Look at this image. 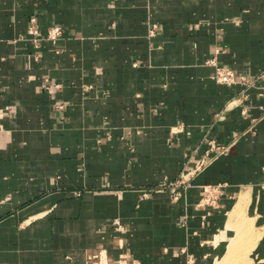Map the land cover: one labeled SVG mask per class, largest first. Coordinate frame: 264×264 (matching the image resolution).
I'll return each instance as SVG.
<instances>
[{"label": "crops", "instance_id": "0c3cea01", "mask_svg": "<svg viewBox=\"0 0 264 264\" xmlns=\"http://www.w3.org/2000/svg\"><path fill=\"white\" fill-rule=\"evenodd\" d=\"M226 261L264 264V0H0V264Z\"/></svg>", "mask_w": 264, "mask_h": 264}, {"label": "built area", "instance_id": "2783aa9c", "mask_svg": "<svg viewBox=\"0 0 264 264\" xmlns=\"http://www.w3.org/2000/svg\"><path fill=\"white\" fill-rule=\"evenodd\" d=\"M155 31H156V26L154 25L151 28L149 35L153 36ZM26 34H27L29 40L32 42L34 49L38 50L40 48L41 42L44 40H47V41L55 44L60 39V37L62 36V29L60 27H57V26H52L51 28H49L47 30L45 37H42L40 35L39 29H38L37 20L34 16H32L29 18V25H28ZM37 58L38 57L36 55L35 60H37ZM212 65L215 68L214 74H213V79L217 84H223V85H229V86L238 84L245 89L251 88L254 84L253 80L247 79L245 76H237L233 70H231L227 67L217 66L214 63H212ZM44 86L46 87L47 85L44 84ZM210 145H211V149H215L217 154L222 155V154H226L228 152V148H226V147L215 146L213 144H210ZM200 169H202V166L199 164V166L196 167L190 174L193 176ZM183 174H186V176H188L189 172H186ZM187 182H188V179H185L182 177V179L179 180L178 182L169 185L167 190L172 193V199L174 201H176L179 197L178 196L179 195L178 194L179 187L180 186L181 187L186 186ZM214 199H215V197H214ZM208 201H210V199H208ZM114 224L117 225L118 222L115 221Z\"/></svg>", "mask_w": 264, "mask_h": 264}, {"label": "bare ground", "instance_id": "6f19581e", "mask_svg": "<svg viewBox=\"0 0 264 264\" xmlns=\"http://www.w3.org/2000/svg\"><path fill=\"white\" fill-rule=\"evenodd\" d=\"M210 144H213L215 146H218L215 142H209L208 143V149H207V152L208 153H211L213 154L211 157H209L210 155H207V157H203L199 160V162H197L193 169L191 171H189V175L186 176V174H183L181 173L180 177L178 178L177 181L175 182H172L171 184L173 183H176L178 182L179 180L183 178L185 179H188V182L186 184V186H188V184L191 182L192 179L195 178L196 175H198L200 172H202L208 165L209 163H211L212 161L218 159L219 157H222V156H226L229 154V148H228V152L226 154H217V152L215 151V149H211V145ZM199 164L202 166V169H200L197 173H195L193 176L190 174L196 167L199 166ZM170 185V184H169ZM184 186V187H186ZM183 187H179L178 189V196L180 197V190L182 189ZM202 195H201V201H200V204L201 206H204V207H213L216 205L217 201H218V198H219V194H220V186H217V185H213V184H206L204 186H202V191H201ZM178 197V199H179ZM213 197V198H212ZM215 197V199H214ZM177 199V200H178ZM208 199H210V201H208Z\"/></svg>", "mask_w": 264, "mask_h": 264}, {"label": "rangeland", "instance_id": "374dc122", "mask_svg": "<svg viewBox=\"0 0 264 264\" xmlns=\"http://www.w3.org/2000/svg\"><path fill=\"white\" fill-rule=\"evenodd\" d=\"M234 228L237 230V233L239 234L238 236L240 239V246H242L241 248H244L246 245H248L251 242L253 243L255 237L261 234L260 233L261 230L254 224V222L250 221L248 223L247 220H242V216L240 215V213L238 215V218H236V223L234 224ZM231 258L232 257L229 258L230 261H232ZM238 260L240 262L241 260H243V258L241 259L240 257H238ZM227 264H230V263L227 262ZM239 264H242V263H239Z\"/></svg>", "mask_w": 264, "mask_h": 264}]
</instances>
